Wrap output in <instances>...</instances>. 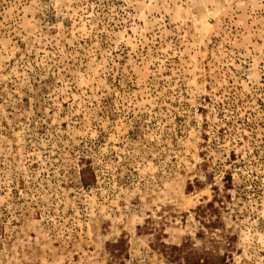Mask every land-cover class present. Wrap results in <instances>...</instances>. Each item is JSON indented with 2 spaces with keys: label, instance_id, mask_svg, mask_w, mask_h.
Segmentation results:
<instances>
[{
  "label": "rangeland",
  "instance_id": "rangeland-1",
  "mask_svg": "<svg viewBox=\"0 0 264 264\" xmlns=\"http://www.w3.org/2000/svg\"><path fill=\"white\" fill-rule=\"evenodd\" d=\"M207 237L264 264V0H0V264Z\"/></svg>",
  "mask_w": 264,
  "mask_h": 264
},
{
  "label": "trees",
  "instance_id": "trees-1",
  "mask_svg": "<svg viewBox=\"0 0 264 264\" xmlns=\"http://www.w3.org/2000/svg\"><path fill=\"white\" fill-rule=\"evenodd\" d=\"M208 209H212V212L209 215H217V211L214 209V202L211 201L206 206L200 208V215L203 218L202 223L207 229L212 231L213 229H217L219 227L220 221L219 217L215 219H213V217L205 219L208 215ZM204 235L205 233L201 232L199 236L205 237ZM232 240L233 237L229 235L225 236V246L228 250H230L229 248L232 245ZM207 241L212 244V247L204 248L202 251L195 249L192 243L188 240L180 245H167L162 242L161 246L163 248V252L167 255L169 261L171 262H180L182 264H231L229 260L230 255H228V253L220 255L215 249L220 241H217L212 237H207Z\"/></svg>",
  "mask_w": 264,
  "mask_h": 264
}]
</instances>
